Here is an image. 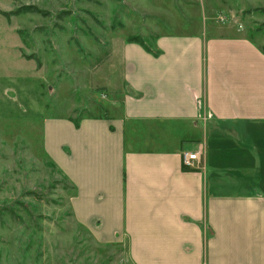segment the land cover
Segmentation results:
<instances>
[{
  "label": "crops",
  "instance_id": "1",
  "mask_svg": "<svg viewBox=\"0 0 264 264\" xmlns=\"http://www.w3.org/2000/svg\"><path fill=\"white\" fill-rule=\"evenodd\" d=\"M121 66L119 112L45 120L78 220L126 237L135 264H264V48L206 19L128 41Z\"/></svg>",
  "mask_w": 264,
  "mask_h": 264
},
{
  "label": "rangeland",
  "instance_id": "2",
  "mask_svg": "<svg viewBox=\"0 0 264 264\" xmlns=\"http://www.w3.org/2000/svg\"><path fill=\"white\" fill-rule=\"evenodd\" d=\"M26 4L48 14L4 15ZM206 19L264 48V0H0V264H135L126 237L76 217L74 187L43 148L45 120L119 112L128 39L156 49Z\"/></svg>",
  "mask_w": 264,
  "mask_h": 264
},
{
  "label": "trees",
  "instance_id": "3",
  "mask_svg": "<svg viewBox=\"0 0 264 264\" xmlns=\"http://www.w3.org/2000/svg\"><path fill=\"white\" fill-rule=\"evenodd\" d=\"M41 13V14H48L47 11H45L44 9H40L37 5L35 4H26V5H22L20 6L18 9H15L13 11H10V12H5L4 15L7 16V17H10L12 15H18V14H21V13ZM62 16V15H61ZM129 42H136V43H139L141 44L142 46H144L146 49L148 50H152L150 47H148V45L146 44L144 38L140 35H136V36H133V37H130L128 39ZM29 58H33V57H29ZM75 121V120H74ZM76 124L78 123V121H75ZM9 214L12 218H15L16 216V213L13 211V210H10L9 211Z\"/></svg>",
  "mask_w": 264,
  "mask_h": 264
},
{
  "label": "built area",
  "instance_id": "4",
  "mask_svg": "<svg viewBox=\"0 0 264 264\" xmlns=\"http://www.w3.org/2000/svg\"><path fill=\"white\" fill-rule=\"evenodd\" d=\"M201 159L200 150H188L182 153V163L184 168H193Z\"/></svg>",
  "mask_w": 264,
  "mask_h": 264
}]
</instances>
